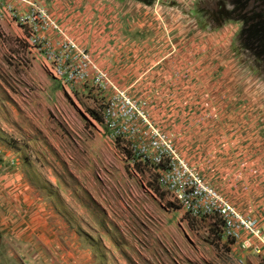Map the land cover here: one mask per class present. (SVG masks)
I'll list each match as a JSON object with an SVG mask.
<instances>
[{
  "label": "rangeland",
  "instance_id": "obj_1",
  "mask_svg": "<svg viewBox=\"0 0 264 264\" xmlns=\"http://www.w3.org/2000/svg\"><path fill=\"white\" fill-rule=\"evenodd\" d=\"M31 1L50 9L52 0ZM221 3L222 16L239 21L234 45L242 58L264 72V0ZM212 4L207 8L212 9ZM29 6L21 0H0V139L25 150L23 164L7 159L0 162V219L8 217V204H15L16 198L19 201V192L9 194L10 188L5 187L7 177L20 183L15 175L19 171L26 179L28 201L53 208L62 220L60 237H72L75 231L79 248L91 253L92 264H264L252 247L239 245L241 254L232 255L235 240L221 230L220 218L191 211L161 184V171L171 167L168 159L157 167L141 143L133 146L129 139L116 136L96 110L101 108L97 91L78 88L74 93L56 95L61 88L57 85L44 95L39 84L28 78L22 58L11 50L23 38L9 35L5 17H10L7 22L15 21ZM77 7L99 12L101 5L80 1ZM10 58L14 63H8ZM44 73L55 82L53 75L45 69ZM127 86L137 96L133 86ZM137 99L148 110L147 99ZM150 117L169 135L179 156L212 184L209 169L203 171L196 162L199 148L193 131L188 132L189 146L186 143L182 124L187 117L179 113ZM14 155L18 157L15 151ZM15 229L16 225L10 227L0 220V264H60L51 258V249H43L39 255L30 251L26 259L16 255L15 241L20 236ZM243 249L252 251L243 255Z\"/></svg>",
  "mask_w": 264,
  "mask_h": 264
},
{
  "label": "crops",
  "instance_id": "obj_2",
  "mask_svg": "<svg viewBox=\"0 0 264 264\" xmlns=\"http://www.w3.org/2000/svg\"><path fill=\"white\" fill-rule=\"evenodd\" d=\"M72 1L74 5H68ZM80 1L101 5L100 11L82 10L77 7ZM211 1L212 9L207 8ZM46 10L62 31L41 30L38 42L28 26L7 22L10 17H5L9 35L23 38L11 50L22 58L28 78L39 84L44 95L60 85L57 79L47 80L41 66L49 47L62 40V32L87 44L82 45L118 85L131 84L139 98L147 99L150 114L187 117L182 132H187L188 146V132L196 137L200 169H209L213 186L238 211L257 218L264 232V72L256 71L234 45L239 21L222 16L221 0H52ZM261 49L264 52V46ZM7 61L14 63L12 58ZM61 91L62 87L54 93ZM24 154L22 148L0 139V162L23 164ZM15 175L20 183L7 177L5 187L9 194L19 192L20 198L6 206L8 217L0 220L17 226L16 255L26 259L30 251L39 255L51 249V258L60 264H92L91 253L79 248L76 232L62 239L60 215L29 202L23 173ZM244 238L257 242L243 231L231 242L232 255L241 254L238 247ZM243 250V255L252 251Z\"/></svg>",
  "mask_w": 264,
  "mask_h": 264
},
{
  "label": "built area",
  "instance_id": "obj_3",
  "mask_svg": "<svg viewBox=\"0 0 264 264\" xmlns=\"http://www.w3.org/2000/svg\"><path fill=\"white\" fill-rule=\"evenodd\" d=\"M21 1L30 6L26 11L19 12L16 20L28 26L34 41L38 42L41 30L49 27L62 31L41 4L31 0ZM12 11L16 15V11ZM61 35L62 40L56 46L49 47L41 66L69 94L78 88L97 91L101 108L97 107L96 110L105 116L116 136L129 139L133 146L141 143L142 149L151 153V162L157 167L168 159L171 167L161 171V184L184 201L191 211L219 217L221 230L232 236L231 240L241 238L243 231L252 235L257 242L244 238L242 246L252 247L264 261V232L257 218L238 211L226 196L191 168L179 156L169 135L155 125L144 103L127 88L118 85L86 47L63 32Z\"/></svg>",
  "mask_w": 264,
  "mask_h": 264
},
{
  "label": "trees",
  "instance_id": "obj_4",
  "mask_svg": "<svg viewBox=\"0 0 264 264\" xmlns=\"http://www.w3.org/2000/svg\"><path fill=\"white\" fill-rule=\"evenodd\" d=\"M261 51H262V49H261Z\"/></svg>",
  "mask_w": 264,
  "mask_h": 264
}]
</instances>
